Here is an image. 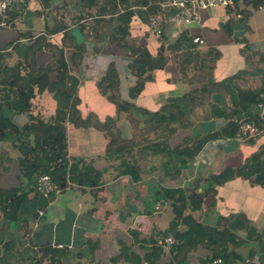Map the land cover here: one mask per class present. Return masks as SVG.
<instances>
[{
  "label": "trees",
  "instance_id": "trees-1",
  "mask_svg": "<svg viewBox=\"0 0 264 264\" xmlns=\"http://www.w3.org/2000/svg\"><path fill=\"white\" fill-rule=\"evenodd\" d=\"M28 1L25 0V5L20 10L7 11L6 17L0 18L2 27H13ZM37 1L41 6L34 11V15L42 18V32L18 33L21 38L27 39V44L22 54L18 50V43L12 46L17 59L11 65L5 61L6 52L0 50V143H6L16 151L15 160L21 178L20 188L0 187V228L15 227L21 229L23 235L28 232V215L23 214V206L29 202L27 193L30 191L35 193L34 197L37 199L45 200L35 190L36 179L41 174L48 175L58 191L64 190L69 183L93 186L97 182V171L88 162H84L83 158L67 155V125L91 128L105 134L108 141L103 157L118 161L117 175H128L134 182L140 175L136 161L144 153H148L150 157H163L162 168L171 163L170 171L175 169L174 173L177 174L180 168H186L207 141L235 138L240 123L254 124L258 134L264 129V118L257 108L259 103L264 105V67L255 69L261 77L259 85L252 88L234 85L233 80L246 73L239 71L218 81L207 77L197 88L179 96L166 97L155 111L134 104V99L145 83L152 80L153 71L166 65L168 52L179 51L183 42L191 48L195 45L192 42L193 36L187 30H182L172 43L165 44L162 31L164 27L159 34L160 42L154 54L142 43L130 40L129 25L134 16L145 23L148 14L164 13L158 6V0H77L76 11L79 13L73 15L68 22L63 21L64 17L57 12L56 7H53L57 10L56 13L50 16L46 9L52 8L51 0ZM61 4L66 6L63 1ZM263 4L264 0H233L232 7L224 8L227 14H238V22H245ZM240 5L242 9L239 8ZM132 6L137 8L132 9ZM71 25L80 28L83 41L92 43V52L100 51L98 41L103 32H107L106 45L120 48L129 59L126 69L133 78V84L125 88L124 96L113 60L107 62L103 73L94 81L99 95L113 105L115 117L106 116L100 120L92 112L84 116L80 113V99L77 95L80 79L71 68L79 71L86 46L83 41L76 44L74 38L68 35ZM233 25V20L229 17L220 27L227 36L233 37ZM54 33H60L59 43L47 40ZM233 41L243 43L241 53L248 48L244 37H233ZM67 49L70 53L65 51ZM40 50L47 51L51 56V62L44 66L39 65L35 58L36 52ZM187 54L188 50L178 57L183 58ZM260 54L259 60L264 66V52ZM219 55L216 49L207 48L201 58L202 65L207 62L204 67L211 68ZM245 60L247 61V57ZM42 92L49 93L55 102L54 111L47 119L31 113L33 98ZM216 92L227 93L232 105L231 108L225 107L226 110L213 108V115L216 114V118L225 121L223 126L200 136H184L177 144L169 146L167 140L177 130L189 127L188 110L204 104V100ZM13 115L23 116V122L15 123L12 120ZM119 115H124L129 125L130 136L127 139L122 138L117 125ZM149 136L155 141L147 143ZM254 137L245 141L252 143ZM0 160L12 159L7 151L0 149ZM234 177L264 186V142L235 168L227 167L218 173L195 177L182 186L156 191L154 200L163 202L171 210L172 218L167 228L156 238L143 240L149 244V251L142 256L129 250L124 244L119 253L111 258V264L121 259L128 260L130 264L142 261L146 264H187L188 256L197 249L207 252L203 258L198 259L200 263L212 264L218 259V264H237L238 260H241L240 264H253L250 262L254 255L253 249L245 250L247 263H244L245 257L240 254V249L254 242L257 243L259 252L257 261L264 264L262 236L252 228L243 214L217 216L212 225L199 222L191 215L201 210L206 199L215 194L217 186ZM54 193H50L48 197ZM241 232H244L243 235H240ZM129 233L133 238L138 236L134 230ZM168 234L173 236L174 243L168 245L165 253L162 246L157 244V239ZM140 247L145 249L142 245ZM36 252L41 254L40 260L47 256L50 260L47 264H53L54 257L63 254V248L42 244L36 248Z\"/></svg>",
  "mask_w": 264,
  "mask_h": 264
},
{
  "label": "crops",
  "instance_id": "crops-1",
  "mask_svg": "<svg viewBox=\"0 0 264 264\" xmlns=\"http://www.w3.org/2000/svg\"><path fill=\"white\" fill-rule=\"evenodd\" d=\"M51 1L52 8L46 9L50 16L58 10L57 12L64 17L65 8L77 10V0ZM62 1L66 3V6H62ZM158 1L161 2L162 0ZM40 6L41 4L37 0H29L18 21L14 22L13 27L0 26V28L6 29L13 28L16 32L14 34L8 30L0 32V50L6 52L4 58L8 65H11L17 59L12 46L22 42L27 44V39L21 38V34L19 35L18 33L30 31L32 34H38L42 32V18L34 15V11L40 9ZM53 7H56L57 10L53 9ZM263 7L264 5H261L253 12ZM131 8L135 9L137 7L132 6ZM203 11L199 13V18L204 13ZM252 14L245 22H238L236 14H227L225 11L226 17L222 21L206 16L204 23L200 20L202 25L195 22L196 24L192 23L190 25L172 23L164 26L162 31L165 44L172 43L182 30H187L188 34L193 37L198 36L202 43L195 44L191 48L186 42H183L179 51L168 52V61L162 69L166 67L173 68L177 74L176 77L173 79L165 78L168 89L162 92L151 91L145 95L144 93L155 82L152 73V80L145 83L139 95L134 99V104L149 111H155L165 101L166 97L179 96L199 87L205 81V78L213 73L215 61L221 55L220 47L217 43L219 40H222V44H224L228 43L227 41H230V39L233 41V37H244L247 46L250 47L251 38L255 36L249 25ZM229 17L232 18L234 24L232 28L233 37L227 36L224 29L220 27ZM133 18L137 17L134 16ZM139 23L142 33L146 38H149V35L145 32L144 23L140 20ZM203 24L209 27H205ZM201 31L206 32L208 42L211 44L204 41ZM59 35L60 33L51 34L47 37V40L60 41L61 35ZM106 35L107 32H103L101 39L98 41L101 49L98 53H95V57L91 58L90 67L95 68L91 74H83V64L78 72L71 68L72 72L77 74L80 79L77 95L80 99L78 108L81 115L84 116L88 112H92L100 120L106 116L115 117L113 105L99 95L94 85L95 78L103 73L107 62L109 60L114 61L121 89L133 84V78L126 69L128 57L123 54L124 52L120 48L115 47V49H119V53L113 50L114 46L106 45ZM211 37L218 38V41L212 44L209 41ZM155 40L158 41L159 45V39L155 38ZM261 41H264V39L262 38ZM238 44L237 49L240 51L243 43ZM254 44L261 46L251 48L254 56L264 52L263 42L255 41ZM157 47L153 48V52L148 47L146 48L151 54H154ZM207 48H214L220 54L213 62L211 68L204 67L201 63V58H203ZM89 50L90 48L88 50L86 48V54H88ZM187 50L189 54L183 56V58L178 57ZM65 51L70 53L69 49ZM38 52H42V50L36 52L35 58ZM117 53L120 55L118 56ZM96 58H98L97 63L91 65L92 60ZM102 58L105 59V62L100 63L99 60ZM240 58L243 64L239 71H245L246 73L235 78L233 80L234 85L240 88L258 86L261 75L255 72V69L264 67L263 64L246 61L244 53H241ZM117 60L121 62L117 64ZM256 65L258 66L255 67ZM239 71H234L230 75ZM225 77H219L220 79L218 80ZM211 79L215 81V77ZM51 100L53 104L52 112L44 111L41 104L38 105L36 101L32 100L31 113L38 114L43 118L42 113H46L48 118L52 115L55 107L52 97ZM83 106H87V111L83 109ZM227 106L230 108L232 106L227 93L216 92L211 94L204 100V104L188 110L189 127L177 130L167 140V144L173 146L184 136H200L201 134L220 129L225 121L222 118H216V114L213 115V108L226 110L225 107ZM262 116L264 118V112ZM121 117L120 124L117 118V125L122 138L127 139L130 136V128L124 119V115H121ZM12 120L20 124L23 122L24 117L13 115ZM107 141L108 138L105 134L91 128L82 129L74 128L71 125L66 126L67 155L80 157L84 159V162H88L97 171V182L93 186L84 183H69L64 190L55 192L48 198L46 197L45 200L34 197L35 193L33 191L27 193L29 202L23 206V210H25L23 214L28 215V232L23 235L21 229L19 230L15 227L6 226L0 228V264H47L50 262L48 257H42L40 260L41 254L36 252V248L42 244H48L52 248H63V254L60 257H54L53 264H111V258L119 253L124 244L129 250L131 249V251L142 256L149 251V244L143 240H148L150 237L156 238L167 228L168 222L172 218L168 205L160 201V209L154 210V204L157 200L155 199L154 203L152 202L153 206L151 204V207H149V198H154V193L162 188L182 186L195 177H202L207 173H218L227 167L235 168L241 165L244 158L264 142V129L254 137L252 143L239 140L236 137L207 141L194 156V159L187 164L186 168H180L177 174L174 173L175 169L170 171L171 163L166 164L165 168H162L164 159L152 160V158L155 159L157 157H150L148 153H144L140 160L136 161L140 175L135 182L128 175H117L118 161L103 157ZM151 141L153 142L155 139L152 136L147 137V143ZM0 149L7 151L12 159L0 160V187L7 189L20 188L21 178L15 160L16 151L8 147L6 143H0ZM174 163L176 164L177 161L175 160ZM144 200L145 207L143 205ZM232 214H243L264 241V186L254 184L248 179L234 177L223 185L217 186L215 194L206 199L201 210L191 213L194 219L199 222H205L208 225H212L217 216H229ZM130 230L137 232L138 236L133 238L129 233ZM243 233L241 232L240 235H243ZM141 245L145 249L141 248ZM247 248H252L254 251L250 262L259 264L257 261V256L259 255L257 243H248L245 248L242 247L240 249V254L243 258ZM162 249L166 253L168 246H162ZM206 254V251L197 249L191 252L186 263L198 262V259L203 258ZM162 259L164 258L162 257ZM238 261L237 264H240L241 260ZM247 262L248 260L245 257L244 263ZM114 264L130 263H128V260L121 259ZM136 264L146 263L142 261Z\"/></svg>",
  "mask_w": 264,
  "mask_h": 264
},
{
  "label": "rangeland",
  "instance_id": "rangeland-1",
  "mask_svg": "<svg viewBox=\"0 0 264 264\" xmlns=\"http://www.w3.org/2000/svg\"><path fill=\"white\" fill-rule=\"evenodd\" d=\"M239 8L242 9L243 7H241V5H240ZM203 12L204 13L200 16V18H199V20L197 22V24H199V25L200 24L202 25V23L205 22L204 20H206V16L217 18L219 21H222L226 17L224 7H214V8H210V9L204 10ZM237 12L238 11H236V13ZM77 13H79V12L76 11L75 9L66 8L63 21L64 22H68V20L73 15H76ZM200 20H201L202 23H200ZM16 21H18V20H16ZM177 23H179V22H177ZM177 23H175V24H177ZM89 24L92 25L91 22ZM130 24H131L130 25V29H129L130 30V40H132L134 42L145 44V46L148 47V49L153 52V48L158 46V41H156L153 36H149V38H146L144 36V34L141 31V25H140L139 20L137 18H133L132 22ZM194 24H196V23H194ZM203 25L205 27H209V26H207L205 24H203ZM249 25L251 26L252 30L254 31L255 36H253L251 38L250 47L246 48L244 51H242V53L244 52V54L247 55L246 56L247 57V61L262 63L259 60V57H261V54L258 53V54H256V56H254V54L251 55V53H252L251 52V48L261 47V46L255 45L254 44L255 41H257L259 43H262V42L264 43V41H261L262 38L264 39V36H262V35H264V7L262 9H260V10H257L255 12H253L252 17L250 18V21H249ZM7 30L9 32L13 33V34L16 33L13 28H9V29L0 28V32L7 31ZM201 34H202V37L204 38V41H206L207 43H210V42H208V38L206 37V32L201 31ZM15 36H16V34H15ZM59 36H57V37H59ZM224 40H226V39H224ZM209 41H211L212 44H213V43H216L218 41V38L211 37L209 39ZM52 42L59 43V41H52ZM83 42H84V45L86 46L87 50L89 48H90V50L88 51V54H86L87 52H85V55H84L85 59H84V61L81 62V65L83 64V66H84L83 74L89 75V74L92 73V71L95 70V68H93V67L91 68L90 67L91 58L95 57L94 56L95 53L92 52V50H91L92 43L90 41L84 40ZM227 42L228 43H224V44H222V40H219L217 42L219 47H220L219 50L221 51V55L215 61V67H214L213 73H211L209 75L210 78L215 77V81L220 79L219 77H223V76L225 77L227 75H230L234 71L241 70V68H242V64L243 63H242V59L240 58L241 53L237 49L239 44L235 43L231 39H230V41H227ZM262 46L264 48V44H262ZM113 50H116L117 52L120 53L119 49H115V47H113ZM119 53H117L118 56L120 55ZM86 57H87V59H86ZM98 58H100V57H98ZM98 58L92 60L91 65L97 63L96 61L98 60ZM11 60H13V59H11ZM36 61H37L38 64L44 65V64H47V63L51 62V56H50V54L47 51L38 52L37 57H36ZM99 61H100V63H103V62H105V59L102 58ZM243 61H244V58H243ZM120 62H121L120 60L116 61L117 64H119ZM205 65H207V62H205ZM257 66L258 65H256L255 67H257ZM176 75L177 74H176L175 70L173 68H171V67H166V68H164L162 70L154 71L153 72V76H154L155 82L152 83V85L148 88V90L144 94L146 95L147 93H149L151 91L162 92L165 89H168L167 88V84L165 83L166 82L165 78L173 79V78L176 77ZM121 91H122V94H124L125 88H122ZM36 97L33 98L34 102L36 101L38 105L41 104V107L44 108V111L47 110L48 112H52L53 104H52V100H51L50 94L42 93V94L36 95ZM83 109L85 111H87L88 108H87V106H83ZM42 115L44 116V118H47L46 117L47 116L46 113H42ZM121 118H122L121 115H119V117H118L119 124L121 122ZM162 159H164V158H162L161 156L157 157L155 159L152 158V160H162ZM138 160H140V159H138ZM153 201H154V198L150 197L149 198V203H150L149 207H151V204L153 206V203H154ZM143 205L145 207V200L143 201Z\"/></svg>",
  "mask_w": 264,
  "mask_h": 264
},
{
  "label": "built area",
  "instance_id": "built-area-1",
  "mask_svg": "<svg viewBox=\"0 0 264 264\" xmlns=\"http://www.w3.org/2000/svg\"><path fill=\"white\" fill-rule=\"evenodd\" d=\"M25 5V0H0V18L6 17V12L9 10H20L21 6ZM233 0H163L158 3L161 13L148 14L147 20L144 23L146 32L149 36L157 38L161 32L162 27L172 23H182L190 25L198 22L199 13L203 10H207L213 7H232ZM238 17V14L236 15ZM19 19V18H18ZM17 19V20H18ZM0 22V26H2ZM192 42L195 44H201L202 40L198 36L192 38ZM259 114L264 112V105L257 104ZM258 134L254 124L249 122L240 123L238 130L235 133V137L239 140H246L247 138L254 137ZM35 190L42 197H48L52 192H57L54 183L51 181L48 175L41 174L36 179ZM161 207L160 201L154 204V210H159ZM174 243L172 235L168 234L164 237L157 239V244L161 246H168ZM219 260H215L212 264H218ZM189 264H208L194 262Z\"/></svg>",
  "mask_w": 264,
  "mask_h": 264
},
{
  "label": "water",
  "instance_id": "water-1",
  "mask_svg": "<svg viewBox=\"0 0 264 264\" xmlns=\"http://www.w3.org/2000/svg\"><path fill=\"white\" fill-rule=\"evenodd\" d=\"M68 35L74 38L76 44H80L83 41V36L78 26H72L68 32ZM25 46V42H22L18 45V50L21 54L23 53Z\"/></svg>",
  "mask_w": 264,
  "mask_h": 264
}]
</instances>
